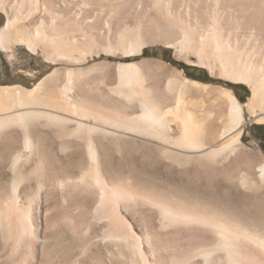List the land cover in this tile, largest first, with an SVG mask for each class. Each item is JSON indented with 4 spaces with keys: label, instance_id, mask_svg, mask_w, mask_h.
<instances>
[{
    "label": "bare ground",
    "instance_id": "obj_1",
    "mask_svg": "<svg viewBox=\"0 0 264 264\" xmlns=\"http://www.w3.org/2000/svg\"><path fill=\"white\" fill-rule=\"evenodd\" d=\"M80 1L83 7L102 11H74L69 0H0V10L7 16L5 26L0 29V46L4 50L16 45H24L33 52L40 48L46 60L67 65L52 69L33 88L0 85V134L6 130L11 140L6 157L0 160V241L3 244L0 264L8 259L27 262L26 253L31 259L38 255V241L32 231V198L22 202L18 190L28 176L43 169L44 160L39 156L41 141L38 142L39 135L42 137L41 120L58 128L62 134H58L61 135L59 144L74 146L72 153L76 155L81 154L82 146L65 141V135L86 134L82 137L83 149L91 165L75 172V167L80 169L76 163L65 170L63 178L57 175L60 178L54 180L51 175L49 185L56 181L64 187L95 186L100 192L97 214L123 229L122 233L109 232L106 237L129 245L139 258L132 264L155 263L144 254L140 236L119 212L120 201L130 199H143L158 207L166 222L196 223L209 229L214 242L209 244L207 234L200 235L199 247L192 254L197 257V264H264L263 223L235 218L217 207L189 206L139 186L131 178H112L101 166L97 143L91 138L95 133L115 137L137 133L159 140L164 153L168 152L165 146L168 142L174 148L180 147L185 157H191L192 153L213 158L233 152L246 123L244 113L249 114L250 121H264V49L259 47L264 42V0H252L256 7L253 10L246 9L248 0H214L213 12L207 15L206 21L203 7L200 18L190 19L188 12L183 18L181 9L171 0H140L135 8L121 4V0ZM226 3L237 7V23L255 26L262 37L255 38L254 32H250L245 39H239V26L232 27V15L224 18L219 11ZM106 9L108 12H104ZM127 9L140 19L134 21ZM243 40L247 44L254 40V44L246 50L240 46ZM159 42L168 43L180 56L194 55L211 73L247 84L251 96L242 104L231 90L222 88L220 96L227 105L223 124L219 121L222 115H212L209 111L202 116L189 109L202 105L192 96L187 98V93L203 95L208 91L206 84L167 75V83L161 88L157 81L151 80L158 73L159 62L145 59L78 67L93 55L120 53L126 58L139 55L146 46ZM12 127L19 131H12ZM50 145L54 143L51 141ZM36 157L29 172L26 166ZM7 170L11 174V177L7 175L8 183L2 180ZM250 180L264 187V161L255 172L240 175L242 184ZM42 185L40 182L37 186ZM7 186L11 191L9 197L4 196ZM188 261L189 258L173 264Z\"/></svg>",
    "mask_w": 264,
    "mask_h": 264
},
{
    "label": "rangeland",
    "instance_id": "obj_2",
    "mask_svg": "<svg viewBox=\"0 0 264 264\" xmlns=\"http://www.w3.org/2000/svg\"><path fill=\"white\" fill-rule=\"evenodd\" d=\"M213 1L171 0L173 5L177 4V9H181L179 11L183 18L187 16V12L190 14L187 16L190 19L200 18L199 12L203 7V12L206 15L204 21L207 20V15L213 12ZM69 2L74 11L81 9L102 11L96 7H83L80 0H69ZM247 2L251 4L246 6L247 10L256 9L252 5V0ZM120 3L135 8L139 5L140 0H121ZM236 8L235 5L226 3L224 6H220L219 11L222 12L224 18L232 15V27L236 29V24L239 26L237 32L238 38L240 36L239 39H245L250 32H254L253 36L259 38L261 34L255 26L246 27L242 23H237L238 9ZM108 10L106 9L104 12H108ZM127 11L134 21L140 19L133 12L132 15L130 10L127 9ZM0 17L2 20L1 29L7 22V16L2 10H0ZM227 20L232 22L231 19ZM239 20L241 19L239 18ZM262 34L264 36V31ZM253 41L247 44L243 40L240 46L249 50L254 44ZM258 41L262 42L261 39ZM23 46H17L16 49L13 47L5 52L0 50V85H20L33 88L34 84L52 69L67 66L61 61L46 60L40 48L33 52ZM259 47L264 49V42L259 44ZM145 59H151L161 64L158 73L162 77L158 73H154L151 78V80L157 81L161 88L165 87L166 78L170 75L182 80L188 78L206 84L208 91L203 95L187 93V98L193 97V100L201 102L202 105V107H189V109L202 116L209 111L212 112V115H222L219 119L220 123L224 124L227 111L226 102L220 96L222 88L231 90L242 104L251 96V89L247 84L233 82L211 73L208 67L197 62L194 55L180 56L177 49L164 42L148 45L141 54L126 58L122 57L120 53L107 54L103 52L98 56L88 57L78 67L87 68L101 62L114 64L118 61L131 62ZM161 72H165L166 75ZM26 76L33 77V80L25 78ZM205 78L209 80H202ZM244 117L246 123L242 128L236 149L231 153L227 152L213 158L210 156L199 157L192 153L191 157H185L180 147L174 148L169 142L165 145L168 147V152L164 153L159 140L137 133L119 134L120 136L116 137L95 133L91 138L97 143L101 166L112 178L118 176L131 178L139 186L152 189L163 196L173 197L189 204V206L200 204L217 207L222 209L225 214H233L235 218L264 224V187L259 183H252L251 180L247 184L240 182L241 174L255 172L258 165L264 161V121H250L247 112L244 113ZM40 122L43 123L42 137L39 135L38 142L41 141L40 149L42 146V149H39V156L44 160L43 169H37L35 174L28 176L29 179L27 178L21 186V190H18V196L22 202H27L29 197L32 198V203L30 202L32 231H34V235L36 234L35 237L38 241V255L36 259H31L29 253H26V256L29 257L28 259L25 256L27 262L25 259L22 260L23 263L8 259L3 264H29L30 262V264L36 262V264H132L138 262L139 258L133 254L129 245L124 241L119 242L106 237L109 232L122 233L123 229L119 225L114 226L108 218L97 214L100 192L95 186L64 187L58 186L56 181L53 182L54 185H49L51 175L54 176V180L59 177L57 175L63 178L65 170L76 163L80 169L76 170L75 167L73 169L75 172L86 170L91 165L84 150L85 139L82 138L86 137V134L81 133V135L71 137L65 135V141L71 140L82 146L81 154L76 155L72 153L74 146L59 144L62 134L58 128L56 130L53 124L48 126L44 120ZM11 129L12 131L18 130L15 127ZM5 133L6 130L0 134V160L6 157L4 155L7 151V144L11 143L9 136ZM51 141L54 146L50 145ZM18 143L20 144V140ZM37 157L34 158V161L32 160L33 163L30 162L28 167L26 166V168H30L29 172L35 165ZM7 175L11 177L8 171L2 178L6 183L10 179ZM40 182L43 185L38 188L37 185ZM8 195H11V191L7 186L4 196L9 197ZM118 209L121 216L140 236L144 254L155 264H173L187 258L190 260L188 263L197 264L198 259L192 257V254L199 247L200 235L207 234L208 243L214 242L211 231L206 227L196 223L166 222L159 212V208L143 199L120 201ZM2 246L0 241L1 253Z\"/></svg>",
    "mask_w": 264,
    "mask_h": 264
},
{
    "label": "flooded vegetation",
    "instance_id": "obj_3",
    "mask_svg": "<svg viewBox=\"0 0 264 264\" xmlns=\"http://www.w3.org/2000/svg\"><path fill=\"white\" fill-rule=\"evenodd\" d=\"M1 24H2V20H1V17H0V27H1ZM17 46H23V45H16V46H14V48L15 47H17ZM24 47V46H23ZM26 48V47H25ZM16 49V48H15ZM0 50L1 51H3V52H5V51H8V50H4L1 46H0ZM24 78V77H23ZM25 78H28L29 80H33V77H29V76H26ZM20 79H21V77H20Z\"/></svg>",
    "mask_w": 264,
    "mask_h": 264
},
{
    "label": "trees",
    "instance_id": "obj_4",
    "mask_svg": "<svg viewBox=\"0 0 264 264\" xmlns=\"http://www.w3.org/2000/svg\"><path fill=\"white\" fill-rule=\"evenodd\" d=\"M202 80H209V79L205 78V79H202ZM241 100H242V99H241Z\"/></svg>",
    "mask_w": 264,
    "mask_h": 264
}]
</instances>
